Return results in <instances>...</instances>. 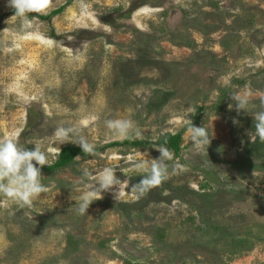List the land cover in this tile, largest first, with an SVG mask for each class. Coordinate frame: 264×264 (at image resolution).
Returning <instances> with one entry per match:
<instances>
[{"label":"rangeland","instance_id":"1","mask_svg":"<svg viewBox=\"0 0 264 264\" xmlns=\"http://www.w3.org/2000/svg\"><path fill=\"white\" fill-rule=\"evenodd\" d=\"M14 16L0 0V140L39 145L54 166L80 147L55 129L74 126L96 154L42 170L48 191L30 207L0 196V264H264V142L251 135L264 111V0H50ZM117 118L134 122L130 138L106 127ZM174 135L178 154L164 145ZM160 147L168 179L130 193L148 171L135 164ZM106 167L128 182L123 195L80 214Z\"/></svg>","mask_w":264,"mask_h":264},{"label":"clouds","instance_id":"2","mask_svg":"<svg viewBox=\"0 0 264 264\" xmlns=\"http://www.w3.org/2000/svg\"><path fill=\"white\" fill-rule=\"evenodd\" d=\"M9 5L15 10V16L25 17L31 13L44 14L50 6V0H9ZM14 16V17H15ZM238 110H244L246 101L240 100L238 95H233ZM94 118V117H93ZM254 132L251 135L257 136L264 142V111H259L254 116ZM106 127L114 136L121 139L130 138L135 128L134 122L130 119H109ZM193 133L194 140L200 143H210L206 138V129L195 127L192 123L188 129ZM135 136H141L137 129ZM54 138L61 144L75 142L84 153L95 155V147L86 137L79 134L77 127L58 126L54 132ZM161 156L159 159H144L135 164V168L142 170L147 168L139 183L134 184L130 193L140 196L161 185L168 179V161L172 159V153L165 147H160ZM50 167L46 151L41 150L39 145L33 148H26L19 145L14 139L0 140V196L6 197L22 206H31L33 201L48 191V186L43 183L42 169ZM88 177L87 172L84 173ZM127 181H121L116 176L113 168L106 167L95 182H86L85 191L77 202L80 214H87L91 204L102 199L103 193L118 187L116 198L124 193V186Z\"/></svg>","mask_w":264,"mask_h":264},{"label":"trees","instance_id":"3","mask_svg":"<svg viewBox=\"0 0 264 264\" xmlns=\"http://www.w3.org/2000/svg\"><path fill=\"white\" fill-rule=\"evenodd\" d=\"M182 137L181 135H174L170 136L167 141L165 142V146L168 149H172L175 154H178L180 152V144H181ZM119 146L121 145H131V146H137V147H144L147 146V144L143 142L139 143H133L130 141H125L124 143L118 144ZM160 146V145H159ZM163 146V145H161ZM96 153V151H95ZM78 156L82 157H91L93 156L92 154H87L84 153L82 148L80 147H65L62 149L60 152L59 160L55 163L54 166L51 167H44L42 170L43 171H54L55 169L65 167L69 164H71Z\"/></svg>","mask_w":264,"mask_h":264}]
</instances>
